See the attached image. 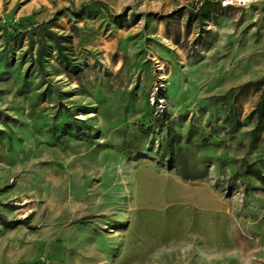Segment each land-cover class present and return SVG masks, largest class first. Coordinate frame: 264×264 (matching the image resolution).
I'll use <instances>...</instances> for the list:
<instances>
[{
    "label": "rangeland",
    "instance_id": "1",
    "mask_svg": "<svg viewBox=\"0 0 264 264\" xmlns=\"http://www.w3.org/2000/svg\"><path fill=\"white\" fill-rule=\"evenodd\" d=\"M202 1L0 0V264H264V0Z\"/></svg>",
    "mask_w": 264,
    "mask_h": 264
},
{
    "label": "crops",
    "instance_id": "2",
    "mask_svg": "<svg viewBox=\"0 0 264 264\" xmlns=\"http://www.w3.org/2000/svg\"><path fill=\"white\" fill-rule=\"evenodd\" d=\"M175 161L176 159L172 161L173 165H176L177 161ZM184 174L183 171H176V173L172 171L158 172L154 167L138 168L134 177V199L136 202L141 201L143 206H160L159 211L161 213L170 215L169 207L187 204L188 199H190V192L194 188L190 187L192 179L190 173L184 172ZM196 190L194 189L192 193H195ZM193 195L195 196V194ZM165 226L167 225H164V228ZM169 232H171L169 229H163V232L156 236V239L161 238L162 242L171 239L173 236L168 234Z\"/></svg>",
    "mask_w": 264,
    "mask_h": 264
},
{
    "label": "trees",
    "instance_id": "3",
    "mask_svg": "<svg viewBox=\"0 0 264 264\" xmlns=\"http://www.w3.org/2000/svg\"><path fill=\"white\" fill-rule=\"evenodd\" d=\"M219 7H221L220 0H216V1L203 0L201 2V4L197 7L196 10L191 11V14H193V15L199 14L201 16L205 15V14L210 15L216 8H219ZM49 34L54 38L56 44L60 48H62V44H61L62 36L55 31H49ZM258 83H259L260 95H259L256 107L253 111L256 113L257 119H256L255 126L251 129V133H253V140L254 141H256L259 138L261 129L264 125V79H260L258 81ZM0 118L5 120V122H7L8 115L7 114L2 115V111L0 110ZM168 145H169V143H168ZM175 156H176V158H172L171 161L176 159L177 163H180L185 169V167L187 166V159L182 154L181 147H178V151H177ZM247 171L251 172L252 174L257 176L258 178L263 177L262 173L257 169H251L250 167H248ZM183 174H184V172H183ZM184 176H185V174H184ZM1 220H3V222H7L5 219L1 218Z\"/></svg>",
    "mask_w": 264,
    "mask_h": 264
}]
</instances>
